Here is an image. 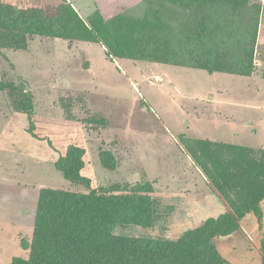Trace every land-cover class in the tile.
I'll return each instance as SVG.
<instances>
[{"label": "rangeland", "instance_id": "1", "mask_svg": "<svg viewBox=\"0 0 264 264\" xmlns=\"http://www.w3.org/2000/svg\"><path fill=\"white\" fill-rule=\"evenodd\" d=\"M53 12L59 0H3ZM83 18L85 12L69 0ZM140 0H84L103 12ZM264 5V0H260ZM92 14V13H91ZM264 30V11L260 31ZM252 76L106 57L97 43L36 36L26 50L0 52V79L34 98L36 134L26 113L9 119L0 91V264L28 257L22 240L33 238L43 187L89 191L55 165L71 144L86 149L84 175L92 187L150 181L157 218L151 227L118 226L117 235L177 239L228 209L182 144V136L264 148V43ZM10 103L12 98L4 91ZM5 95V96H6ZM3 96V97H2ZM13 106V105H12ZM115 153L106 169L100 152ZM264 208V201H263ZM262 227L254 213L216 243L228 264H263Z\"/></svg>", "mask_w": 264, "mask_h": 264}, {"label": "trees", "instance_id": "2", "mask_svg": "<svg viewBox=\"0 0 264 264\" xmlns=\"http://www.w3.org/2000/svg\"><path fill=\"white\" fill-rule=\"evenodd\" d=\"M53 12L17 7L0 0V52L26 50L36 37L102 44L107 56L203 69L211 74L252 76L258 71L257 47L264 5L260 0H140L112 12L97 8L83 18L69 0ZM264 77V71L262 73ZM16 111L29 117L35 137L34 98L24 87L0 79ZM228 209L187 229L177 239L117 235L118 226L151 227L156 207L150 181L92 187L84 175L86 149L71 144L55 162L63 176L89 191L53 187L40 190L28 257L8 264H228L216 243L241 228L254 213L264 222V148L209 138H181ZM101 164L117 168L112 150ZM264 264V240L262 241Z\"/></svg>", "mask_w": 264, "mask_h": 264}, {"label": "crops", "instance_id": "3", "mask_svg": "<svg viewBox=\"0 0 264 264\" xmlns=\"http://www.w3.org/2000/svg\"><path fill=\"white\" fill-rule=\"evenodd\" d=\"M75 2H77L79 5H81V7L83 8V9H88V10H86L85 12H89V14H91V13H93L96 9H97V7L98 6H94L93 8L94 9H92L91 8V5L88 3V2H84V0H75ZM99 9H101V7L99 6ZM86 43H88V42H86ZM262 43H264V30H261L260 31V34H259V38H258V44L259 45H261ZM92 44H95V43H92ZM98 44V43H97ZM100 46H101V49L104 51V53H105V55H106V57L107 58H109L108 56H107V54H106V48H105V46L104 45H102V44H99ZM110 59V58H109ZM160 64H163V63H160ZM170 65V64H169ZM232 75H236V74H232ZM242 76V75H241ZM3 94H1V95H3L2 97L3 98H1L2 99V101L3 102H5V104H6V107H8L9 108V112H11L9 115H6L5 113H4V115L6 116V118L7 119H9L10 118V116L12 115V116H14L16 113H17V111L15 110V108L12 106V104L10 103V101H9V99H8V97H7V95L5 94V92L4 91H1ZM6 95V96H5ZM11 116V117H12ZM226 142V141H225ZM1 205V204H0Z\"/></svg>", "mask_w": 264, "mask_h": 264}]
</instances>
